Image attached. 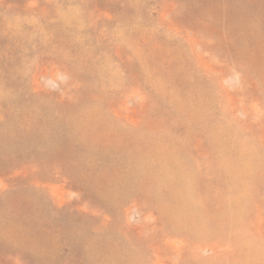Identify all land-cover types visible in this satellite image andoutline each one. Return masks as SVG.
Listing matches in <instances>:
<instances>
[{
    "label": "rangeland",
    "instance_id": "rangeland-1",
    "mask_svg": "<svg viewBox=\"0 0 264 264\" xmlns=\"http://www.w3.org/2000/svg\"><path fill=\"white\" fill-rule=\"evenodd\" d=\"M0 264H264V0H0Z\"/></svg>",
    "mask_w": 264,
    "mask_h": 264
}]
</instances>
